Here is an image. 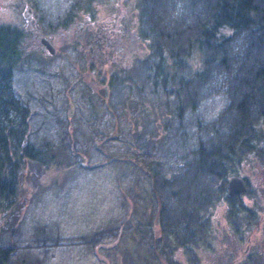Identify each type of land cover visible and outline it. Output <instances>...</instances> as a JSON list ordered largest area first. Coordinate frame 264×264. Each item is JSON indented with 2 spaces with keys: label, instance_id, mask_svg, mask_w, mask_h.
I'll return each mask as SVG.
<instances>
[{
  "label": "trees",
  "instance_id": "16d2710c",
  "mask_svg": "<svg viewBox=\"0 0 264 264\" xmlns=\"http://www.w3.org/2000/svg\"><path fill=\"white\" fill-rule=\"evenodd\" d=\"M63 1L67 8L53 12L42 6L46 0H26L36 15L41 14L42 21L36 22L38 29L45 24L40 28L43 37L58 28H74L75 16L86 13L87 20L105 24L96 27L95 35L88 33L89 28L81 31L83 40H103L99 35L103 25L117 35H129L132 29L144 51L130 65L110 64V76L102 81L107 82V99L95 97L105 109H96L88 98L92 116L84 125L86 142L96 143L117 132L118 123L128 116L125 109L133 110L128 147L148 179L143 200L148 198L152 212L147 215L148 207L141 205L143 220L136 216L137 225L125 219L81 241L91 248L115 242L122 234L128 239L135 227V251L145 260L126 258L125 264H264V226L256 231L262 196L248 188L232 197L227 189L239 164L249 162L257 180V171L261 175L264 167V0H126V9L116 6L103 18L97 9L102 0ZM11 20L0 18L2 215L15 209L27 164L48 168L53 163L58 168L63 166L61 151L80 162L69 119L52 121L50 111L36 107H45L46 96L37 98L26 84H19L20 77L37 71L43 61L34 55L40 51H30L35 39H30L27 24ZM107 114L115 122L109 124ZM252 156L263 160L261 170L253 166ZM242 178L248 187L247 175ZM250 193L248 203L244 196ZM221 206L226 216L217 218L215 208ZM8 217L13 216H1L0 221ZM7 228L0 232V264H27L35 249L48 251L43 246L57 240L46 225L33 229L29 241L15 223ZM255 232L263 243L240 256L238 248L248 246V237Z\"/></svg>",
  "mask_w": 264,
  "mask_h": 264
},
{
  "label": "rangeland",
  "instance_id": "374dc122",
  "mask_svg": "<svg viewBox=\"0 0 264 264\" xmlns=\"http://www.w3.org/2000/svg\"><path fill=\"white\" fill-rule=\"evenodd\" d=\"M7 1L12 2L8 4ZM125 1H100L101 3H98L97 6L98 15L101 18L107 17L116 6L117 8L121 6L119 9H126L129 4H125L123 7ZM46 3L48 4H42V6L50 7L53 12L58 8H67V3L63 0H46ZM28 6L30 4L26 0H5V2L0 0V18L12 19V23L17 25H26L28 20L25 10ZM124 14H129V18L132 16L130 11H126ZM40 15L38 13L36 15L33 10L30 13L35 28L38 25L36 20H39ZM78 23L81 25L78 26ZM88 23L90 24L91 21L86 19V13L81 17L75 16L73 20L74 28L77 29L82 40L81 31L86 32ZM41 25L39 28H42ZM43 28H45V24H43ZM87 31L95 35L97 28L94 26L93 29ZM42 32L43 30H41ZM129 32V35L126 32L123 34L126 36L125 50L119 44L117 48L118 46L120 48L117 50L110 48L107 39L102 36L101 44L107 50L106 52L112 51L113 53L114 50L119 54H115V59L105 58L106 55H104V58L102 57L98 61L90 53V48L85 45L88 41L83 40L80 43V48L74 44L76 46L74 47L80 52V54H76L73 46H69L72 37L67 39L66 32L45 34V36H52L55 39L54 41L58 44L57 52L54 55H50V53L34 54L43 61V66H40L37 71L33 70L29 76L20 77L21 83L19 84H26V88H29L28 90L37 98L42 95L46 96L45 107L37 105L38 111H50L52 121H55L53 120L55 117L62 120L69 119L68 121L71 123L69 130L77 142L75 153L81 162L80 165L76 159L69 160L68 154L61 151L63 166L58 168L53 163L49 164L48 168L38 164H27L18 187V201L14 211L6 215L0 213V219L1 216H13L12 218L8 217L6 221H0V232L2 227L7 228L15 223L16 229H21L26 240L29 241L32 237L29 234L33 232V229L36 230L46 225L57 238V240L48 241L43 246V248H48V251L35 249L36 245H34L35 256L30 257L27 264H30V261L31 264H115L116 256L112 255L115 253L114 251H117V264H125L126 258L129 262L137 259L145 260L135 251L137 247V240L134 238L137 235L135 227L128 239L122 234L115 242L109 240L91 248L81 241V238L91 237L106 225L111 227L112 224L118 225L121 221L125 223V219H132L133 225H137L140 220H143L141 205L148 207L147 215H151L152 212L148 198L147 202L143 200V196H147L148 193V179L144 171L134 163L131 149L128 147L129 134L134 130V120L131 117L134 114L133 110L125 109L128 116L120 123L117 122L119 124L117 132H111L109 136L103 140H97L96 143L86 142L88 133L84 120L92 116L86 107L87 99L91 97L96 109H101V111L105 109V105L101 106V102L99 105L97 104L95 97L99 96L101 99L105 98L107 94V82L103 83L102 81H107L110 76V72L107 71L108 67L127 66L132 64L136 57L144 55L140 40L132 29ZM131 34L132 36H130ZM29 35L30 39L34 38L33 35ZM130 37L131 43L128 41ZM84 38H86L85 35ZM31 44V47L37 51V43L31 40ZM124 54H126L125 57ZM103 62L105 63L103 64ZM96 65L98 67H95ZM121 67L114 68L120 71ZM19 88L23 89L21 85ZM111 118L112 116L109 114L105 116L109 124L111 121L115 122V119ZM141 119L139 118V120ZM251 159H256L253 166L258 168L259 165V170H261L263 160L257 156H252ZM239 166V168L236 167L238 169L236 173L232 171V176L243 177L246 174L251 183L247 190L256 188L262 196V199L259 200L263 209H261L259 226L256 230L259 231V228L264 226V167L261 170V175L260 171H257V176H259L257 180L253 177L255 173L252 175L251 168L248 167L249 162H245L242 166L239 164ZM249 196L251 193L244 196L248 203L252 201ZM215 210L214 216L217 218L226 216L222 206ZM136 216H139V221ZM35 225L38 227L33 228ZM259 236V232H255L252 236L257 246L263 243V239ZM50 242L53 243L50 244ZM246 247L243 248L242 245L238 248L237 253L242 256Z\"/></svg>",
  "mask_w": 264,
  "mask_h": 264
},
{
  "label": "flooded vegetation",
  "instance_id": "af4514ba",
  "mask_svg": "<svg viewBox=\"0 0 264 264\" xmlns=\"http://www.w3.org/2000/svg\"><path fill=\"white\" fill-rule=\"evenodd\" d=\"M89 21H91V20H89ZM34 21H32V23L29 25L28 23H27V25L25 26V28L27 29V31L30 33V34H32L33 36H34V39H35V42L37 43V49H38V51H40L42 54H48L49 53V51L48 50H46V49H44L43 48V45L41 44V42H40V39H41V37H43L44 35L41 33V30H40V28L38 29V27H37V25H36V28L34 27ZM96 22H91L90 24L88 23V24H86V26L89 28V29H93L94 28V26L95 27H97V28H99L100 29V27L99 26H101L102 24H104L105 23V21H103V23L102 24H98V25H96L95 24ZM78 26H80L81 24L80 23H78L77 24ZM90 25H92V27H89ZM85 28V27H84ZM83 28V29H84ZM112 29V28H111ZM81 30V29H80ZM59 32H66V38L67 39H70L71 37H72V42L70 43L69 42V46H73V48H74V44H77L78 45V48H80V43L83 41L82 39H81V37H80V34H78V32H77V29L75 30V28H72V29H67V30H62V29H57L56 30V33H59ZM117 34H119V33H117V32H115V33H113V32H111V30H108V28H106V25H103V27H102V31L100 32V34L99 35H101V36H103V37H105L106 39H107V41H108V45L110 46V48H112V49H115V50H117V49H119L120 47L118 46V48H117V45L119 44V45H122V48H123V50H125L126 48H125V46L124 45H126L125 43V40H126V36L125 35H123L124 34V32H123V34L122 35H117ZM73 35V36H72ZM82 35V34H81ZM83 36V38H84V35H82ZM130 36H132V34L130 35ZM47 37V36H46ZM48 38V40L51 42V44L53 45V47L55 48V53L57 52V50H58V48H57V46H58V44H56V42L54 41L55 39L52 37V36H48L47 37ZM103 41V40H102ZM102 41L101 40H99L98 42H97V40H95V42L93 41V40H91V43H86L85 45L86 46H88L89 48H90V53L94 56V58L95 59H97V61H98V58L100 57V56H104V55H106L105 56V58H110V56H108V55H110V54H113V58L112 59H115V54H119V53H117L116 51H114L113 50V53H112V51H110V52H106L107 50H105L104 48H103V46H102ZM130 43H131V37H130V39L128 40ZM113 45V46H112ZM32 49H34L33 47H31V49H30V51L32 50ZM86 50V49H85ZM122 50V51H123ZM34 51V50H33ZM121 54V53H120ZM125 55L126 54H124V57H125ZM104 58V57H103ZM102 59V58H101ZM105 63V62H104ZM261 217V216H260ZM262 239H263V237H261ZM257 241V240H256ZM256 246V242H255V240H253V238L250 236V237H248V246L246 247V249H245V251H246V253L247 252H249V250H252L251 248H252V246ZM244 251V252H245ZM229 253L231 252V251H228ZM231 253H233V252H231Z\"/></svg>",
  "mask_w": 264,
  "mask_h": 264
},
{
  "label": "water",
  "instance_id": "95a60500",
  "mask_svg": "<svg viewBox=\"0 0 264 264\" xmlns=\"http://www.w3.org/2000/svg\"><path fill=\"white\" fill-rule=\"evenodd\" d=\"M31 12L32 9L29 7L25 10V16L28 20L29 25L32 23V18L30 17ZM40 42L43 45V48L48 50L51 55L55 54V48L46 37H41ZM227 189L228 194L233 197L235 195H242L243 193H245L247 191V185L242 177L232 176L228 180Z\"/></svg>",
  "mask_w": 264,
  "mask_h": 264
}]
</instances>
